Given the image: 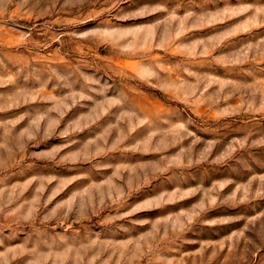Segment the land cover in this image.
<instances>
[{
    "label": "rangeland",
    "instance_id": "obj_1",
    "mask_svg": "<svg viewBox=\"0 0 264 264\" xmlns=\"http://www.w3.org/2000/svg\"><path fill=\"white\" fill-rule=\"evenodd\" d=\"M0 264H264V0H0Z\"/></svg>",
    "mask_w": 264,
    "mask_h": 264
}]
</instances>
